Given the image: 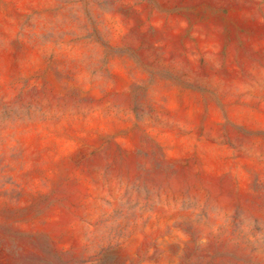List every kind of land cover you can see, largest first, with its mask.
<instances>
[{"label":"rangeland","instance_id":"1","mask_svg":"<svg viewBox=\"0 0 264 264\" xmlns=\"http://www.w3.org/2000/svg\"><path fill=\"white\" fill-rule=\"evenodd\" d=\"M0 264H264V0H0Z\"/></svg>","mask_w":264,"mask_h":264}]
</instances>
